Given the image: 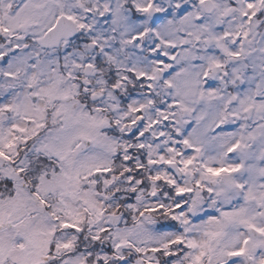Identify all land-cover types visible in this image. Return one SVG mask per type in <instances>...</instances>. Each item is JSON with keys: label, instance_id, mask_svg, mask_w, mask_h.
Here are the masks:
<instances>
[{"label": "snow or ice", "instance_id": "1", "mask_svg": "<svg viewBox=\"0 0 264 264\" xmlns=\"http://www.w3.org/2000/svg\"><path fill=\"white\" fill-rule=\"evenodd\" d=\"M0 264H264V0H0Z\"/></svg>", "mask_w": 264, "mask_h": 264}]
</instances>
